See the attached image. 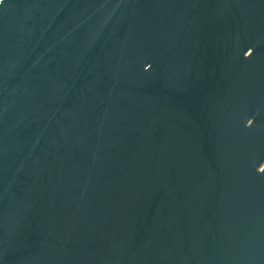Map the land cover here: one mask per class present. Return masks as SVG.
Masks as SVG:
<instances>
[{"label": "water", "instance_id": "water-1", "mask_svg": "<svg viewBox=\"0 0 264 264\" xmlns=\"http://www.w3.org/2000/svg\"><path fill=\"white\" fill-rule=\"evenodd\" d=\"M0 264H264V0H0Z\"/></svg>", "mask_w": 264, "mask_h": 264}]
</instances>
